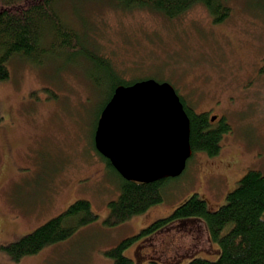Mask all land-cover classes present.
I'll list each match as a JSON object with an SVG mask.
<instances>
[{
  "label": "rangeland",
  "instance_id": "rangeland-1",
  "mask_svg": "<svg viewBox=\"0 0 264 264\" xmlns=\"http://www.w3.org/2000/svg\"><path fill=\"white\" fill-rule=\"evenodd\" d=\"M57 4L68 22L86 31L89 46L111 55L120 71L140 74L148 66L195 112L223 115L230 131L221 141L216 169L223 170L237 145L246 165L214 187L198 170L214 157L193 151L184 170L164 181L159 203L106 225L108 203L120 192L118 175L93 143L107 93L94 88L87 78L91 66L80 55L53 53L40 62L13 57L8 77L0 81V264H114L106 250L167 215L199 187L204 192L199 197L213 209L248 169L264 173V0H225L229 10L222 20L198 2L172 18L149 8L123 9L112 0ZM215 179L223 182L219 174ZM79 198L89 200L95 220L36 253L10 256V242ZM147 244L158 249V261L138 255L150 251ZM212 245L200 220L185 219L132 241L124 253L131 258L127 264H170L180 250L175 264H185L194 252L216 257Z\"/></svg>",
  "mask_w": 264,
  "mask_h": 264
},
{
  "label": "trees",
  "instance_id": "trees-1",
  "mask_svg": "<svg viewBox=\"0 0 264 264\" xmlns=\"http://www.w3.org/2000/svg\"><path fill=\"white\" fill-rule=\"evenodd\" d=\"M112 1L123 9L149 8L170 18L181 14L197 2L206 7L209 13H213V19L216 20H222L229 10L225 0ZM57 2L58 0H0V81L8 77L10 59L16 56L31 62H40L43 56L53 53L57 57L80 55L91 66L87 78L94 88H100L107 93L97 113L96 126L102 107L117 85H127L157 75L148 66L139 68V71L144 72L140 74L120 71V66L111 55L89 46L90 39L86 31L68 22ZM158 77L154 79L160 81L161 77ZM180 99L190 121L189 142L192 150L201 149L208 155L217 153L220 132L229 128L224 124L217 129L212 128L206 111L197 113L187 105L182 95ZM94 148L120 179L118 197L108 203V215L103 220L106 225L118 224L136 213L144 212L163 199L162 185L172 176L152 181L125 179L95 145ZM96 218L97 214L91 209L88 199H76L63 211L21 235L16 241L10 242L7 250L13 259L36 253L49 244L67 238L77 227ZM185 219H199L204 223L209 242L214 244L210 246L211 251L217 250L218 253L211 258L193 255L196 254L194 252L189 254L190 258L185 264H264V173L258 169H248L226 193L225 201L215 209H208L206 201L193 191L167 215L151 221L137 233L121 239L105 252L113 257L114 264H127L131 258L124 253V249L132 241L153 235L163 226ZM177 252L178 256L172 258L176 262L170 260V264L177 263L182 256L183 253L179 254L180 250Z\"/></svg>",
  "mask_w": 264,
  "mask_h": 264
},
{
  "label": "water",
  "instance_id": "water-1",
  "mask_svg": "<svg viewBox=\"0 0 264 264\" xmlns=\"http://www.w3.org/2000/svg\"><path fill=\"white\" fill-rule=\"evenodd\" d=\"M189 133V117L174 86L145 78L114 88L93 139L122 177L152 181L181 173L192 153Z\"/></svg>",
  "mask_w": 264,
  "mask_h": 264
},
{
  "label": "flooded vegetation",
  "instance_id": "flooded-vegetation-1",
  "mask_svg": "<svg viewBox=\"0 0 264 264\" xmlns=\"http://www.w3.org/2000/svg\"><path fill=\"white\" fill-rule=\"evenodd\" d=\"M210 117H211V115L209 114V122L211 123L212 128L217 129L218 127L221 126V124H224V125L227 126V123H225V121H223V119H222L224 117L223 115L216 114L215 118H213V119H211ZM9 126H7V127H9ZM229 131L230 130H227V131H224V132H222V131L220 132V139H219V142H218L219 149H218L217 153L211 154L210 156H208V154L204 150H201V149L199 150L200 153H204L209 158H213L214 157L213 159H215V161H213V164H212V162L211 163L209 162L208 164L207 163H200V166H198V170H201V173L204 176V180L205 181L207 180V182H211V181L214 182V187L216 185H218V184L224 183L226 181V179L229 177L228 173L233 172L232 174H234L236 171L238 172L239 169L243 168L242 167L243 165L244 166L246 165V164H242L241 165L242 161H240V157L238 155V152H242V146L241 145H237L236 146V152H235L234 156L231 157V159H229L228 162L224 163L223 170L220 171V170L216 169V161L219 159L218 157H219L220 152H221V146H222V142L221 141L224 138V134L229 133ZM257 153L261 154L260 151H257ZM253 155H256V152H254ZM218 174L220 175V180L223 181V182L216 181L215 176L218 175ZM210 178H214L215 180H210ZM198 180H201V179H198ZM215 181H216V183H215ZM198 183L200 184L201 182L198 181ZM208 185H210V184L208 183ZM195 192L196 193L202 192V195L204 196V192L202 191V189L200 187ZM204 199H205V197H204ZM142 244H145V243H142ZM147 245H148V248H149L150 251L148 252L146 250H141V251L138 252V255L141 258H148V259L157 261L159 259L158 253H157L158 249L156 247L153 248L152 245H150V244H147ZM139 247H140V245H139Z\"/></svg>",
  "mask_w": 264,
  "mask_h": 264
}]
</instances>
